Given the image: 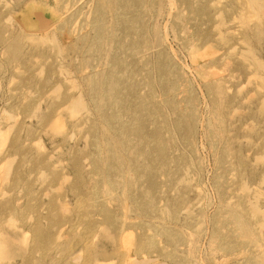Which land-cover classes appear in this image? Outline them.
Returning a JSON list of instances; mask_svg holds the SVG:
<instances>
[{
  "label": "rangeland",
  "instance_id": "374dc122",
  "mask_svg": "<svg viewBox=\"0 0 264 264\" xmlns=\"http://www.w3.org/2000/svg\"><path fill=\"white\" fill-rule=\"evenodd\" d=\"M103 262L264 264V0H0V264Z\"/></svg>",
  "mask_w": 264,
  "mask_h": 264
},
{
  "label": "bare ground",
  "instance_id": "6f19581e",
  "mask_svg": "<svg viewBox=\"0 0 264 264\" xmlns=\"http://www.w3.org/2000/svg\"><path fill=\"white\" fill-rule=\"evenodd\" d=\"M93 143V142H92ZM114 145V144H113ZM113 147V146H112ZM110 148V147H109ZM111 154H113V153H111ZM120 160V159H119ZM261 160V159H260ZM117 161V160H116ZM116 166V165H115ZM131 179H132V177H131ZM133 180V179H132ZM131 183H132V181H131ZM78 189H76V191H77ZM76 191H75V193H76ZM78 193H79V191H78ZM78 193H76V194H78ZM85 203V202H84ZM256 203V202H255ZM79 204H81V202H79ZM84 205V204H83ZM80 206V205H79ZM78 206V207H79ZM86 206V205H85ZM91 206V205H90ZM89 207V206H88ZM92 207V206H91ZM80 209V208H79ZM95 210H96V208H94ZM77 210V209H76ZM89 210V209H88ZM80 211V210H79ZM83 211V210H82ZM256 212V211H255ZM78 213V212H77ZM84 213H85V211H84ZM87 213V212H86ZM81 214V213H80ZM78 219H80V217L78 218ZM90 230V229H89ZM117 230V229H116ZM90 234V233H89ZM108 236V235H107ZM110 236V235H109ZM60 237V236H59ZM110 237H112V236H110ZM109 237V238H110ZM109 238H107V239H109ZM60 239V238H59ZM58 239V240H59ZM60 241H62L61 239H60ZM60 241H57V242H60ZM112 242V241H111ZM114 242V241H113ZM114 245V244H113ZM31 252V251H30ZM29 253V252H28ZM78 261H79V259H78ZM84 261V260H83ZM87 262V261H86ZM85 262V263H86ZM146 263V262H145ZM100 264H107L106 262H103V263H100Z\"/></svg>",
  "mask_w": 264,
  "mask_h": 264
}]
</instances>
